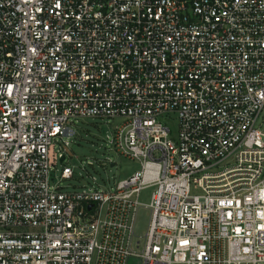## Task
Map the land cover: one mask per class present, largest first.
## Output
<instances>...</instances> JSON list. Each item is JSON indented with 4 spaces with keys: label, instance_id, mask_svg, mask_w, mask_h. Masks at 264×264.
Instances as JSON below:
<instances>
[{
    "label": "built area",
    "instance_id": "1",
    "mask_svg": "<svg viewBox=\"0 0 264 264\" xmlns=\"http://www.w3.org/2000/svg\"><path fill=\"white\" fill-rule=\"evenodd\" d=\"M262 111L264 0H0V264H264ZM84 118L138 168L65 191Z\"/></svg>",
    "mask_w": 264,
    "mask_h": 264
},
{
    "label": "rangeland",
    "instance_id": "2",
    "mask_svg": "<svg viewBox=\"0 0 264 264\" xmlns=\"http://www.w3.org/2000/svg\"><path fill=\"white\" fill-rule=\"evenodd\" d=\"M121 123L119 119H79L76 122L77 134L74 138L68 139L67 146L60 140L50 146V156L59 148L63 150L66 155L63 163L72 167L74 172L73 178L58 181L63 190L107 189L138 168L137 162L119 155L109 143L113 127ZM255 125L264 131V111L257 118ZM171 126H175V121L171 122ZM90 163L93 167H89ZM110 163L115 165L111 166ZM56 168L58 175L61 168L58 160ZM142 198L147 201L146 196ZM147 222L148 212L138 213L135 225L137 235L142 236L145 233Z\"/></svg>",
    "mask_w": 264,
    "mask_h": 264
},
{
    "label": "water",
    "instance_id": "3",
    "mask_svg": "<svg viewBox=\"0 0 264 264\" xmlns=\"http://www.w3.org/2000/svg\"><path fill=\"white\" fill-rule=\"evenodd\" d=\"M62 160H63V156L62 157H60V159H59V162H62ZM111 166H113V164L111 163L110 164ZM90 166H91V164H90Z\"/></svg>",
    "mask_w": 264,
    "mask_h": 264
}]
</instances>
